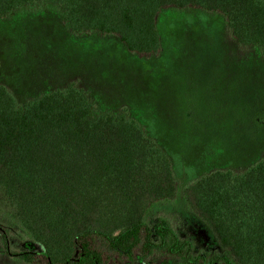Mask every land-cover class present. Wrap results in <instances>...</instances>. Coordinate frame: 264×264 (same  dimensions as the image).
Listing matches in <instances>:
<instances>
[{
  "label": "trees",
  "instance_id": "1",
  "mask_svg": "<svg viewBox=\"0 0 264 264\" xmlns=\"http://www.w3.org/2000/svg\"><path fill=\"white\" fill-rule=\"evenodd\" d=\"M43 6L58 10L70 34L114 37L143 60L162 53L161 12L217 14L229 37L264 61V0H0V19ZM177 189L169 157L125 108L96 116L74 83L19 105L0 84V199L33 245L11 252L1 225L8 257L110 264V252L129 263L159 255L169 264H264V154L241 172L217 169L181 190L212 234L215 253L195 252L165 219L144 220Z\"/></svg>",
  "mask_w": 264,
  "mask_h": 264
},
{
  "label": "rangeland",
  "instance_id": "2",
  "mask_svg": "<svg viewBox=\"0 0 264 264\" xmlns=\"http://www.w3.org/2000/svg\"><path fill=\"white\" fill-rule=\"evenodd\" d=\"M156 29L162 53L143 60L114 37L70 34L54 7L16 11L0 19V84L19 105L74 83L96 116L125 108L169 157L178 186L144 220L165 219L195 252L212 254L218 246L181 190L217 169L241 172L264 154V61L256 48L236 44L217 14L165 10ZM1 225L11 252L33 248L0 199ZM107 253L110 264H169L159 255L129 263ZM0 264H23L6 255L1 237Z\"/></svg>",
  "mask_w": 264,
  "mask_h": 264
}]
</instances>
